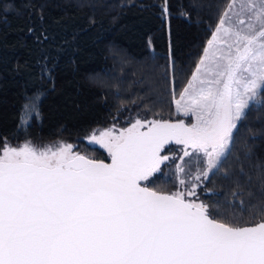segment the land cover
<instances>
[{"label":"snow or ice","instance_id":"1","mask_svg":"<svg viewBox=\"0 0 264 264\" xmlns=\"http://www.w3.org/2000/svg\"><path fill=\"white\" fill-rule=\"evenodd\" d=\"M247 7L259 28L225 27L226 11L189 82L192 91L186 88L187 100L177 102V114H191L194 123L137 117L123 129L93 131L89 143L104 149L110 163L75 152L72 144L0 148V264H264V200L249 205L260 217L251 224L221 213L219 205L185 199L198 185L179 175L182 164L176 168L183 191L140 183L161 171L170 159L161 153L173 142L183 146L181 161L203 155L195 180H207L230 154L250 106L264 100V0ZM219 32L229 37L226 49L214 46ZM39 103L37 94L25 104L22 125L40 119ZM244 207L241 199V212Z\"/></svg>","mask_w":264,"mask_h":264},{"label":"trees","instance_id":"2","mask_svg":"<svg viewBox=\"0 0 264 264\" xmlns=\"http://www.w3.org/2000/svg\"><path fill=\"white\" fill-rule=\"evenodd\" d=\"M229 1L166 0L165 15V0H0V148L63 139L75 142L81 154L107 160L104 149L82 138L95 127L137 117L188 123L173 99ZM37 94L41 117L22 125L24 106ZM176 150L173 142L161 154ZM175 160L140 182L171 192L177 164L188 182L204 165L202 154ZM261 169L264 100L250 106L221 169L201 177L195 197L254 223L260 217L249 205L264 200ZM234 192L237 207L230 208Z\"/></svg>","mask_w":264,"mask_h":264},{"label":"rangeland","instance_id":"3","mask_svg":"<svg viewBox=\"0 0 264 264\" xmlns=\"http://www.w3.org/2000/svg\"><path fill=\"white\" fill-rule=\"evenodd\" d=\"M230 3L233 4V7H232L231 10H229V7H228ZM249 3H250V0H230L229 3H228V5H227V7H226L225 10H224V12H223L222 15H221V17L224 16L225 12L228 11V16L225 17V27H227L229 24H231L234 28L247 30V25H248L249 23H252V24L254 25V27L259 28V23H258L257 21H255L254 18H253V20H251V21L248 19V16L250 15V12L248 11V7H247V6H248ZM221 17H220V19H219L218 24H219L220 21H221ZM240 20H244V24H240V23H239ZM218 24H217V25H218ZM217 25H216V27L214 28V30H213V32L211 33V35L209 36V38H208V40H207V42H206V44H205V47H204V49H203L202 55L200 56V59H199V61L197 62V64H196L194 70L192 71V73H191V75H190V77H189L187 83L185 84L184 88L181 90L180 94H179L177 97H175V98L173 99L175 109H176L177 102L184 103V102L187 100V95H188V94L185 93V89L188 88V89H189V93L192 91V89L189 88V82L192 81L193 73L196 72V70H197V65L200 64L201 57H204V56H205V48H209V47H210L209 44H208V41L213 39V33L217 31ZM217 36H218V38H217V40H216L215 43H214L215 48H216V49H226V48H227V44L225 43V41H228L229 37H228L227 35H225L223 32H219V33L217 34ZM211 50H212V49L210 48V54H211ZM217 54L219 55L220 53H217ZM205 63L211 65V61H210L207 57L205 58ZM201 67L203 68V65H202ZM198 75L204 76V75H206V74L203 73V72H201V73H199ZM193 84H194V86L197 87V88L200 87L198 81H193ZM182 94H185V100H184V101L181 100V95H182ZM187 117H188V119L190 118V121H189L188 123H186V124H191V123H194V122H195V119H194V117L191 116V114H189ZM184 118H185V117H184ZM141 119L151 120V118H141ZM132 122H134V120L131 121L130 123H128V124H124V125H118V124H115V123H108V124H105V125H101V126L95 127L94 129H91V130H90L88 133H86V134L84 135V137H82V138H83L84 142H86L87 144H91V143H89V141H88V136H89L93 131H97V132H98V131H100V130H104V129H107V128L123 129V128H126V127L130 126V124H131ZM28 141H29V140H25V141H23V142H21V143H17V144H14V145H10V144H8V145H10L11 147H17V148H18V147L22 146L25 142H28ZM32 143H33L34 145H36V146H39V147H44V146H48V145H51V146H58V145L61 144V143H63V144H72V145L74 146L73 151H75V152H79V151L77 150V148H76L75 142H73V141H66V140H63V139H55V140H53V141L43 142V143H39V144H38V143H34V142H32ZM92 145H93V144H92ZM96 146L99 147V145H96ZM2 147H3V146H2ZM2 147H1V148H2ZM182 148H183L182 145H177V150H176L175 152H172V153H170V154H167V156H169V157H174V158L176 159V160H175L176 163L179 162L180 157L183 156V152L181 151ZM190 150H191V149H188V151H190ZM79 153H80V152H79ZM80 154H81V153H80ZM107 154H108V153H107ZM83 155H84V154H83ZM185 161H186V160H185ZM203 161H204V157H203ZM203 164H204V163H203ZM197 166H198V165H197ZM197 166H196L195 168H197ZM203 167H204V165H203ZM203 167H202V168H203ZM194 170H195V169H194ZM195 173H196V172L192 173L191 177H189V180H190V181H189L188 183H190V184H192V183H196V184H198V183L200 182V180H199V181H196V180H195ZM177 175H178V173H177ZM179 175H180V176H183L182 173H179ZM175 186H176V187H175L174 189L171 190V193L177 191L178 189L181 190V191H183V189H184V186H183V185H180L178 179H177V182H176V185H175ZM185 198L188 199V200H194V201H196V202H201L200 200H197V199H196L197 197H195V196H186Z\"/></svg>","mask_w":264,"mask_h":264},{"label":"water","instance_id":"4","mask_svg":"<svg viewBox=\"0 0 264 264\" xmlns=\"http://www.w3.org/2000/svg\"><path fill=\"white\" fill-rule=\"evenodd\" d=\"M170 121H172V122H175V121H173V120H170ZM83 155V154H82ZM93 159H98V158H93ZM98 160H103V159H98ZM104 162H106V163H110V158H109V156H108V158H107V160H103ZM141 183V182H140ZM141 184H143V183H141ZM159 191V190H158ZM163 192H166V191H163ZM166 193H171V192H166ZM259 221V220H258ZM258 221H256V222H258ZM256 222H254V223H256ZM254 223H251V224H254Z\"/></svg>","mask_w":264,"mask_h":264}]
</instances>
